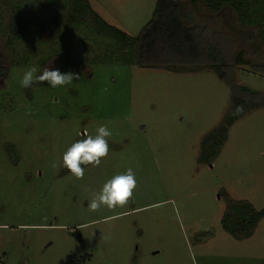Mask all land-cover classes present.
Instances as JSON below:
<instances>
[{
	"label": "rangeland",
	"instance_id": "374dc122",
	"mask_svg": "<svg viewBox=\"0 0 264 264\" xmlns=\"http://www.w3.org/2000/svg\"><path fill=\"white\" fill-rule=\"evenodd\" d=\"M6 1L19 5L27 27L9 46L8 9L0 19V60L9 66L37 52L46 59L38 74L58 68L80 79L25 89L20 79L32 65L21 64L0 80V264H264V218L240 240L220 225L229 201L264 208V108L234 122L212 163L199 164L202 138L222 123L230 101L228 86L212 71L87 65L78 52L111 42L95 40L86 24L58 25L64 3ZM156 1L88 0L129 37L139 34ZM183 1L196 20L220 30L232 56L240 51L252 65H264L255 28L241 26L230 8L213 12L202 0L195 7ZM230 78L264 96V71L235 66ZM101 125L112 133L107 157L85 167L83 179L64 174L63 154ZM128 168L137 180L132 201L90 211L86 189L99 192Z\"/></svg>",
	"mask_w": 264,
	"mask_h": 264
},
{
	"label": "trees",
	"instance_id": "16d2710c",
	"mask_svg": "<svg viewBox=\"0 0 264 264\" xmlns=\"http://www.w3.org/2000/svg\"><path fill=\"white\" fill-rule=\"evenodd\" d=\"M1 1L0 19L4 18L8 9L11 12L6 27L9 35L8 45L14 47L15 42L24 36L27 24L18 4L11 6L10 2ZM51 1L53 4L62 2L67 6L66 17L64 20H58V25L70 28L86 24L91 32H94L95 40L111 42L107 47L93 44L82 53L78 52L82 56L79 59L84 60L87 65L126 64L171 73L212 71L217 79L228 86L229 108L218 128L202 138L197 159L199 164L212 163L226 140L228 128L234 122L249 111L264 108V96L246 87L237 86L230 78V71L235 66H249L251 72L255 73L259 69L264 71V65H252L244 60L240 51L232 56L220 30L196 20L183 0H157L151 18L135 37H129L123 30L108 24L91 9L88 0ZM202 1L213 12L225 7L230 8L241 26L255 28L256 40L264 47V0ZM187 3L196 6V0H187ZM57 54L59 53H55ZM85 54L90 57L84 59ZM45 60L44 57H39L37 52L26 58L14 57L9 66L0 60V80L6 78L9 67L21 64L43 67ZM237 108H242V111L237 112ZM80 139L83 137L77 140ZM12 149L6 148L7 152H13ZM63 172L70 173L66 167ZM263 218L264 208L256 210L247 201H229L220 219V225L225 233L240 240L251 236Z\"/></svg>",
	"mask_w": 264,
	"mask_h": 264
},
{
	"label": "clouds",
	"instance_id": "9594fccd",
	"mask_svg": "<svg viewBox=\"0 0 264 264\" xmlns=\"http://www.w3.org/2000/svg\"><path fill=\"white\" fill-rule=\"evenodd\" d=\"M80 75L68 71L61 72L58 68H43L38 74L35 65L29 66L20 79V85L25 88H32L35 84L47 83L53 88L71 84L79 80ZM106 91V90H105ZM242 108H237V112ZM112 135L107 125H101L96 129L95 135L83 133L84 138L74 142L63 154V166L66 167L76 179H83L85 167L92 165L98 167L103 158L109 153L108 138ZM50 167L58 170L60 165L53 161ZM137 187V180L132 168L125 173L117 174L109 179L99 192L91 191V198L88 202V209L92 212L99 211L102 207L115 209L125 207L132 199L134 190Z\"/></svg>",
	"mask_w": 264,
	"mask_h": 264
}]
</instances>
